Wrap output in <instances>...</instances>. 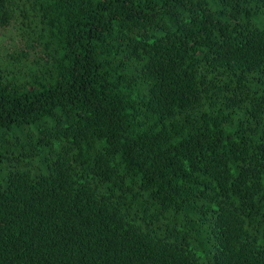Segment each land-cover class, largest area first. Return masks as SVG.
Wrapping results in <instances>:
<instances>
[{"label": "trees", "instance_id": "1", "mask_svg": "<svg viewBox=\"0 0 264 264\" xmlns=\"http://www.w3.org/2000/svg\"><path fill=\"white\" fill-rule=\"evenodd\" d=\"M263 17L0 0V264H264Z\"/></svg>", "mask_w": 264, "mask_h": 264}, {"label": "rangeland", "instance_id": "2", "mask_svg": "<svg viewBox=\"0 0 264 264\" xmlns=\"http://www.w3.org/2000/svg\"><path fill=\"white\" fill-rule=\"evenodd\" d=\"M262 24L264 25V17H263ZM0 32L2 33L3 31H2V30H0ZM6 34H9V32H8V31H6Z\"/></svg>", "mask_w": 264, "mask_h": 264}]
</instances>
